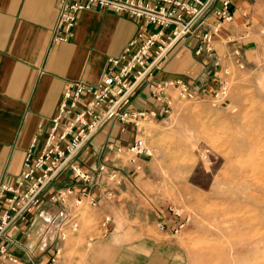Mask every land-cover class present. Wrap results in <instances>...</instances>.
Wrapping results in <instances>:
<instances>
[{
  "label": "crops",
  "instance_id": "0c3cea01",
  "mask_svg": "<svg viewBox=\"0 0 264 264\" xmlns=\"http://www.w3.org/2000/svg\"><path fill=\"white\" fill-rule=\"evenodd\" d=\"M215 5L220 7V2ZM230 11L235 16V8L230 7ZM57 17L58 0H0V185L14 184L25 153L32 150L37 155L43 147L66 84L98 83L107 59L119 56L143 26L140 20L107 10L82 11L68 41L52 43ZM216 21L210 14L204 23L214 29ZM229 24H221L209 52H196L203 27L186 37L154 78L180 80L197 95L209 93L215 82V65L221 60L218 49L229 40H225ZM167 107L162 97H153L147 83L136 90L128 106L130 110L146 111L154 121L163 119ZM142 134L140 128L118 121H109L100 128L75 162L92 177L101 164L117 167L123 180L114 199H103L99 207L89 206L85 203L88 198L103 197L101 190L74 179L68 170L61 172L43 191L42 205L17 224L12 240L6 244L8 253L16 259L14 264H69L70 253L78 251L76 244H91L94 264H102L103 246L128 253L131 264L168 263L160 252L173 247L161 240L167 235L155 227L158 218L165 216L163 211L158 210L160 216L130 204L137 196L133 185L144 174L146 155H135L125 162L116 152L132 145ZM64 188L90 195L83 198V205L74 203L75 195L62 204L51 202L49 197ZM73 223L78 230H72ZM68 232L73 234L66 240ZM59 254L62 261L58 260Z\"/></svg>",
  "mask_w": 264,
  "mask_h": 264
},
{
  "label": "rangeland",
  "instance_id": "374dc122",
  "mask_svg": "<svg viewBox=\"0 0 264 264\" xmlns=\"http://www.w3.org/2000/svg\"><path fill=\"white\" fill-rule=\"evenodd\" d=\"M231 7L211 93L188 98L169 88L163 119L139 123L148 154L130 204L161 210L166 221L174 217L169 209L185 219L175 234L159 229L173 247L160 252L167 264H223L221 254L235 253L237 263L251 264L257 257L234 244L262 240L264 248V0H233ZM122 153L125 162L135 157ZM76 246L69 264L95 263L91 244ZM101 254L102 264L132 262L114 248L103 246Z\"/></svg>",
  "mask_w": 264,
  "mask_h": 264
},
{
  "label": "built area",
  "instance_id": "2783aa9c",
  "mask_svg": "<svg viewBox=\"0 0 264 264\" xmlns=\"http://www.w3.org/2000/svg\"><path fill=\"white\" fill-rule=\"evenodd\" d=\"M217 1L220 7L215 5ZM231 4L232 0H58V17L51 33L52 43L68 41L73 35L77 16L82 11L107 10L140 20L143 26L119 56L107 59V68L98 83L90 85L82 81H70L66 84L57 110L50 120L43 147L37 155L32 150L25 153L22 170L14 184L0 185V202L4 203L0 211L1 263L16 262L8 253L6 244L12 240L17 224L25 221L28 214L42 205L43 191L61 172L68 170L74 179L84 185L97 186L103 197L89 200L88 192L77 193L72 188H64L49 197L51 202L62 204L67 197L75 195L76 205H82L86 197L88 201L85 203L99 207L103 199H114L122 184L121 171L115 166L101 164L92 177L75 162L76 156L109 121L132 124L139 129L140 121L152 119L146 111L128 108L142 84H148L157 100L169 88L178 89L181 97L196 96L182 81H159L154 78L155 73L161 71L163 62L177 45L195 34L200 27H203V32L196 52L211 51L213 37L221 24L233 19ZM210 14L217 20L214 29L204 23ZM81 102L83 106L79 107ZM124 151L138 156L148 154L141 139L124 149H116L118 156ZM128 160L131 161V158ZM169 210L174 216L173 220L166 221L164 217H159L157 227L160 230L170 229L175 234L184 226L185 219L172 209ZM158 215L161 216V212ZM76 228L77 224L73 223L72 230Z\"/></svg>",
  "mask_w": 264,
  "mask_h": 264
},
{
  "label": "bare ground",
  "instance_id": "6f19581e",
  "mask_svg": "<svg viewBox=\"0 0 264 264\" xmlns=\"http://www.w3.org/2000/svg\"><path fill=\"white\" fill-rule=\"evenodd\" d=\"M251 211H253L252 209H251ZM253 212H255V211H253ZM252 212V213H253ZM251 214V213H250ZM248 217H250V215L248 216ZM242 219V218H241ZM244 219V218H243ZM245 220V219H244ZM251 220V219H250ZM248 221V220H247ZM252 222V221H251ZM230 224V223H229ZM236 228V227H235ZM240 228V227H239ZM227 229V228H226ZM247 229V228H246ZM227 230H230V229H227ZM237 230V229H236ZM254 231H256L255 230V228H254ZM226 232V231H225ZM234 232H236V231H234ZM259 232V231H258ZM232 233H233V231H232ZM261 233V232H260ZM242 234V233H241ZM252 235H255L254 233H252ZM259 235V234H258ZM231 236H232V234H231ZM239 236V235H238ZM256 237H257V235H255ZM228 239L229 238H231L230 236L229 237H227ZM232 238H235V237H232ZM249 238H252V236H250ZM263 243V241L262 240H260V241H256V242H252V241H250V240H243V241H241V242H238V243H235L234 244V246H238V247H243V248H246V251H248V252H250V253H253L254 255H251V257L252 256H256L257 257V259L256 258H252V259H256V261L254 260L253 261V263H251V264H264V248L263 247H259V245L260 244H262ZM262 246V245H261ZM264 246V245H263ZM229 249V248H228ZM247 252V253H248ZM249 253V254H250ZM227 254V253H226ZM222 255V258H221V262H222V260L223 259H225L224 260V263L223 264H239V263H237V261H236V258H234L235 257V255H236V253L234 254V257L233 258H230V255L228 256V255H223V254H221ZM248 255V254H247ZM251 259V258H250ZM240 260H242V259H240ZM247 259H243V261L245 262ZM239 261V260H238ZM243 261H242V263H243ZM249 261V260H248ZM248 261H246V263L248 262Z\"/></svg>",
  "mask_w": 264,
  "mask_h": 264
}]
</instances>
